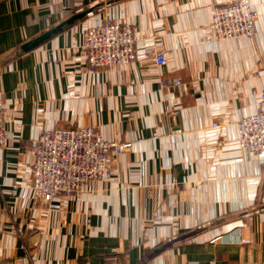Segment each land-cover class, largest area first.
Instances as JSON below:
<instances>
[{"label": "crops", "instance_id": "obj_1", "mask_svg": "<svg viewBox=\"0 0 264 264\" xmlns=\"http://www.w3.org/2000/svg\"><path fill=\"white\" fill-rule=\"evenodd\" d=\"M220 1L0 0V264H264V153L237 129L264 91V0L255 38L231 41L210 29ZM105 17L132 25L137 57L90 74L82 45ZM85 126L132 148L45 203L31 139Z\"/></svg>", "mask_w": 264, "mask_h": 264}, {"label": "built area", "instance_id": "obj_2", "mask_svg": "<svg viewBox=\"0 0 264 264\" xmlns=\"http://www.w3.org/2000/svg\"><path fill=\"white\" fill-rule=\"evenodd\" d=\"M256 23L257 14L250 0H222L212 8L210 29L216 40L254 39ZM135 44L131 24L118 23L110 17L97 20L88 27L82 45L88 73L133 62L137 57ZM152 54L158 65L167 63V52ZM179 85V79L161 82L163 88ZM166 114L177 118L180 111L167 106ZM5 117V96L0 90V148L12 141L4 126ZM237 129L241 149L264 153V91L258 111L239 120ZM132 145V142L107 140L90 126L41 130L29 143L34 155L31 183L36 196L51 203L54 198L76 194L86 183L111 178L114 170L109 165L110 154L130 150Z\"/></svg>", "mask_w": 264, "mask_h": 264}]
</instances>
